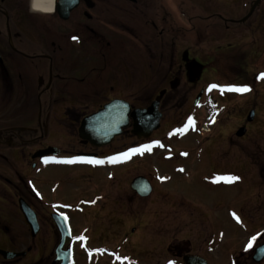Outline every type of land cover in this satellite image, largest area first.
<instances>
[{
  "label": "flooded vegetation",
  "instance_id": "af4514ba",
  "mask_svg": "<svg viewBox=\"0 0 264 264\" xmlns=\"http://www.w3.org/2000/svg\"><path fill=\"white\" fill-rule=\"evenodd\" d=\"M242 6V0H54L53 12L45 14L34 10L32 0H0V264H41V256L47 255L51 259L46 264H59L57 255L71 252L74 258L78 251L84 252L88 264L108 257L110 264H122L125 255L130 256L120 255V251L127 242L136 244L132 239H136L137 227H131L114 245L106 240L112 221L107 230L91 232V244L74 232L72 225L103 217L101 212L91 211L107 201L106 188L117 185L115 168L143 159L145 151L130 150L146 145L154 133L146 139L134 136L130 121L104 146L78 139L81 147L67 150L62 137L55 141L50 134H57L63 125L57 119L61 112V121L65 120L68 128H76L79 137L82 119L104 104L120 99L132 106L121 97L128 85H123L120 69L123 65L137 74V55L152 60L158 54L161 61L166 54L167 70L173 68L160 80L169 88H162L161 97L154 95L147 103L159 100L160 126L165 118L162 102L171 96L173 84L202 82L194 95L185 92L178 96L179 101L176 95L168 99L171 109L180 101L186 108L183 119L166 131L180 125L186 128V136L197 139L199 135L198 139L207 143L217 141V134L223 139L225 128L228 132L233 129L237 139L249 134L264 104L259 96L264 93V79L260 78L264 73V6L255 7L247 20L242 18L250 8ZM248 58L253 64L258 59L263 66L251 73ZM220 74L229 79L220 80ZM129 84L133 86V82ZM230 86H247L250 91H229ZM251 95L256 98L246 111L245 123L224 127L232 115L228 101L247 100ZM94 106V111L87 112ZM249 111L254 112L250 120ZM239 129L243 135H238ZM126 136L135 140L110 149L116 138ZM106 147L109 150L105 151ZM122 153H129V157L125 159ZM112 157L122 158L111 162ZM90 160L104 162L94 164ZM179 160L162 158L161 165L171 164L170 170L163 173L160 164L152 165L151 178L141 174L130 178L128 184L135 196L148 199L157 185L173 180L179 184L188 174ZM211 167L227 175L226 169ZM68 170H76L70 171L75 172L73 178ZM80 172L86 173V179ZM101 173L103 180H99ZM154 173H158L156 179ZM139 176L150 181L152 191L147 196L132 187ZM84 180L89 182V190L82 187ZM240 217L236 223L242 225L245 219L243 214ZM214 224L209 223L210 233L195 245L198 249L193 253L174 245L170 261L174 258L178 260L174 264H180L183 255L195 254L198 264H221L225 259L227 264L264 263V255L255 258L256 250L264 245V225L246 237L248 242L252 236L259 238L253 248L245 250V241L241 248L224 245L226 235Z\"/></svg>",
  "mask_w": 264,
  "mask_h": 264
},
{
  "label": "rangeland",
  "instance_id": "374dc122",
  "mask_svg": "<svg viewBox=\"0 0 264 264\" xmlns=\"http://www.w3.org/2000/svg\"><path fill=\"white\" fill-rule=\"evenodd\" d=\"M251 1L242 0V8H248ZM262 6H264V0L259 7ZM256 35L260 36L261 34L256 33ZM250 40L251 36L248 34V43H250ZM136 58L138 60L135 63L138 69L137 74L134 69L131 73L129 70L127 71L125 66H121L120 78H122L123 85H128L127 88H124L121 97L128 99L132 107L145 108L147 103L154 98V95L161 97L162 92L160 90L162 88H169V85L161 84L160 80L166 72L173 71V68L167 70L169 63L166 60V54H164L161 61L158 54H155L152 60H149L150 58L144 54L137 55ZM248 61L251 63L248 65L251 73L255 72V69L258 71V68L263 66L258 59L254 64L250 61V58H248ZM174 69H177V66H174ZM219 79L229 78L220 74ZM129 83L133 86L131 87ZM201 86L202 82L190 85L182 81L172 89L171 96L165 98L162 102L165 116L162 125L159 124L160 127L155 132H151L146 136L148 138L154 133L151 136L153 140L148 144L151 146L155 144L156 147L151 148L149 152L147 151L145 157H142L143 159H137L127 166L115 168L117 185L106 188L107 201L100 202L99 209L95 208L99 211H91L98 214L101 212L102 218L100 217L98 220H79L72 225L74 232L77 231L78 235H83L87 240V244H91L89 237L91 232L97 234L102 230H107L110 221L113 224L109 225L110 232L106 236L109 244H118L119 239L125 235L124 233L130 232L131 227H137L136 239H132L136 240V244L132 245V243L127 242L123 246V250L120 251V255L130 253L132 262L128 260V256L125 263L164 264L171 260L174 245L188 248L192 253L193 250H197L198 247L195 245L202 242L206 237L205 234L210 233L209 229L212 227L209 226V223H215L217 229L224 231L226 235L224 245L228 243L237 248L243 247L246 237L264 225L262 223L264 221V104L262 105L263 108L261 107L262 110H259V118L255 119L250 126L249 134L240 139H237L233 129L228 132L227 128L224 130L227 133L226 139L225 137L222 139L221 135L217 134L214 138L218 140H211L209 143L201 142L198 139L199 135H197V139H194V135L187 134L184 137L179 132L172 134L169 133L170 129L166 131L169 125L177 124L183 119L186 108L184 102L180 101L171 109L170 106H167L168 99L176 95L175 100L179 101L178 96L184 95L185 92L194 95L195 91ZM263 95H259L260 99H264ZM111 97L109 96V98ZM255 98V95H251L247 100L246 98L229 100L232 115L230 120L224 124V127L229 125L234 128L238 124L245 123L246 111L251 107V103L254 102ZM95 108L97 106L86 110L90 112L94 111ZM61 113L57 115V119L63 125L57 134H50V138L59 141L62 137L64 150L74 146V148L81 147L80 141L83 139L75 135L76 128L71 126L68 128L67 122L65 120L61 121V118H64L63 115L61 117ZM164 131H166L167 136L165 138ZM52 136L57 137L53 138ZM146 138L144 137V139ZM134 140L127 136L124 138L118 137L110 149H116ZM83 141L89 142L88 140ZM156 141L160 143L156 144ZM104 150H109V148L106 147ZM162 158H170L172 162H176L175 160L180 158L179 163L187 167L188 174L186 177H183L184 179L179 184L173 180L167 185H157L156 188L154 187L156 190L149 195L148 199L135 196V192L129 187L128 180L140 174L151 178L150 173L154 168L150 167V169L149 166L161 165L163 163ZM210 164L213 165L214 169H226L228 171L227 175H236L240 179L233 183H226L223 180L214 182L217 177L225 175L215 172ZM171 166V164L161 165L163 167L162 172L170 170ZM70 171L76 170L67 171L68 176L73 178L75 172ZM80 173L82 178L85 177L86 179V173ZM157 175L158 173H154L153 177L156 179ZM93 179H96V177L93 176ZM99 180H103V173L100 174ZM88 184L89 182L85 181L82 187L87 190ZM107 213L109 214L106 216ZM233 213L238 217L243 214L245 221L242 225L236 223L238 220L233 216ZM112 227L116 231L112 230ZM80 242L82 244L81 240ZM78 252L74 257V263L88 264L84 252ZM50 257L48 255L41 256L39 261L41 264H46L47 261H50ZM109 258H102L97 264H110ZM176 261L178 262L177 259L173 258V262L176 263ZM221 264H227L226 259Z\"/></svg>",
  "mask_w": 264,
  "mask_h": 264
},
{
  "label": "water",
  "instance_id": "95a60500",
  "mask_svg": "<svg viewBox=\"0 0 264 264\" xmlns=\"http://www.w3.org/2000/svg\"><path fill=\"white\" fill-rule=\"evenodd\" d=\"M261 3V0H253L250 5V11L242 20H247L252 14V11ZM241 20V21H242ZM176 86L173 84L172 88ZM159 100L151 102L145 108L135 107L132 109L128 102L115 99L112 102L104 104L102 108L94 112L89 116L84 117L81 122L78 131L79 137L83 140H88L92 145L102 146L111 142L116 135H119L122 129L127 126L129 117L132 118V134L137 137L148 136L151 132L159 128L160 112L158 106ZM253 116V112L250 111L248 119L250 120ZM238 135H243V129L238 130ZM132 187L141 194L147 196L151 192L150 184L141 177L135 179L132 182ZM138 188V189H137ZM65 228L62 227V233ZM256 251V259H260L264 255V246ZM260 253V254H259ZM70 254L61 253L56 260L61 261V264H68ZM183 264H198V257L193 255H185Z\"/></svg>",
  "mask_w": 264,
  "mask_h": 264
},
{
  "label": "snow or ice",
  "instance_id": "6c2138e0",
  "mask_svg": "<svg viewBox=\"0 0 264 264\" xmlns=\"http://www.w3.org/2000/svg\"><path fill=\"white\" fill-rule=\"evenodd\" d=\"M73 39H77V37H73ZM262 79H264V73L261 74V77ZM211 87L215 88L217 87V85H212ZM228 90L229 91H236V92H240V93H243V92H247V91H250V89L247 87V86H243V87H235V86H230L228 87ZM189 123L191 124L192 121L190 120ZM177 132H182L183 129H177L176 130ZM156 144H159L160 142L159 141H156L155 142ZM151 145H143L141 148L139 149H131L130 152L131 153H140V154H143V151H150L151 150ZM125 159H127L129 157V153H122L121 154ZM185 155H187V153H185ZM83 159V158H81ZM119 157H112L110 158V161L111 162H115L116 160H118ZM47 162V160L45 161ZM67 162H73V161H67ZM89 163H94V164H100V163H103L104 161H100V160H90L88 161ZM183 170V169H181ZM240 179L239 176H236V175H225V176H220V177H217L216 180L214 182H219L221 180H223L224 182L226 183H233L235 181H238ZM233 216L239 220V217L236 216L235 213H233ZM264 235V234H262ZM259 237L258 236H252L248 242V244L246 245V248L245 250H248V249H251L253 248L255 242L257 241ZM169 264H174V262L170 261Z\"/></svg>",
  "mask_w": 264,
  "mask_h": 264
},
{
  "label": "bare ground",
  "instance_id": "6f19581e",
  "mask_svg": "<svg viewBox=\"0 0 264 264\" xmlns=\"http://www.w3.org/2000/svg\"><path fill=\"white\" fill-rule=\"evenodd\" d=\"M33 8L35 11H40L45 14L53 12V3L54 0H32ZM185 172V171H184Z\"/></svg>",
  "mask_w": 264,
  "mask_h": 264
}]
</instances>
